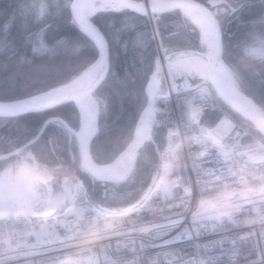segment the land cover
Here are the masks:
<instances>
[{"label": "clouds", "instance_id": "9594fccd", "mask_svg": "<svg viewBox=\"0 0 264 264\" xmlns=\"http://www.w3.org/2000/svg\"><path fill=\"white\" fill-rule=\"evenodd\" d=\"M0 26V264H264V0H3Z\"/></svg>", "mask_w": 264, "mask_h": 264}, {"label": "trees", "instance_id": "16d2710c", "mask_svg": "<svg viewBox=\"0 0 264 264\" xmlns=\"http://www.w3.org/2000/svg\"><path fill=\"white\" fill-rule=\"evenodd\" d=\"M0 2H3V0H0ZM3 30V26H0V31ZM12 31L15 33L16 29L13 28ZM130 52L127 54L122 53L118 60V65L121 70H123L125 67H128L130 65ZM21 94L20 87L10 88V87H2L0 88V95L6 96V97H16ZM135 106L134 103L129 99L125 98L122 101V104L118 105L112 114L110 124L115 129H122L124 128L125 124L127 123L130 116L134 113ZM214 114H210L209 119H214ZM25 119H28L32 122L33 125H38L40 123L39 119L37 117L33 116H27Z\"/></svg>", "mask_w": 264, "mask_h": 264}, {"label": "bare ground", "instance_id": "6f19581e", "mask_svg": "<svg viewBox=\"0 0 264 264\" xmlns=\"http://www.w3.org/2000/svg\"><path fill=\"white\" fill-rule=\"evenodd\" d=\"M191 12H192L193 15H196V13H197L196 8H191ZM53 98H55V97H53ZM237 100H238V99H237ZM149 131H150V127H144V128H142V129L140 130V133H141V139H142L143 137L147 136V135L149 134ZM118 174H119L118 172L114 173V175H118Z\"/></svg>", "mask_w": 264, "mask_h": 264}, {"label": "water", "instance_id": "95a60500", "mask_svg": "<svg viewBox=\"0 0 264 264\" xmlns=\"http://www.w3.org/2000/svg\"><path fill=\"white\" fill-rule=\"evenodd\" d=\"M199 2H201V0H188V3L189 4H193V5L196 4V3H199ZM193 8H195V7H193ZM52 99H53V102H54L56 98H52ZM233 103L237 107H239V100L235 99V100H233ZM138 138H141V133L140 132L138 133Z\"/></svg>", "mask_w": 264, "mask_h": 264}, {"label": "built area", "instance_id": "2783aa9c", "mask_svg": "<svg viewBox=\"0 0 264 264\" xmlns=\"http://www.w3.org/2000/svg\"><path fill=\"white\" fill-rule=\"evenodd\" d=\"M174 107H175V97H173V108ZM224 131H225V129L219 130L218 135H222Z\"/></svg>", "mask_w": 264, "mask_h": 264}, {"label": "rangeland", "instance_id": "374dc122", "mask_svg": "<svg viewBox=\"0 0 264 264\" xmlns=\"http://www.w3.org/2000/svg\"><path fill=\"white\" fill-rule=\"evenodd\" d=\"M119 173V172H118Z\"/></svg>", "mask_w": 264, "mask_h": 264}]
</instances>
